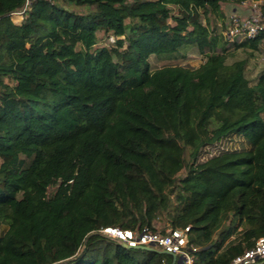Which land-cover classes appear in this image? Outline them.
<instances>
[{
    "label": "trees",
    "instance_id": "1",
    "mask_svg": "<svg viewBox=\"0 0 264 264\" xmlns=\"http://www.w3.org/2000/svg\"><path fill=\"white\" fill-rule=\"evenodd\" d=\"M247 1L32 0L16 23L26 0H0V264L173 263L107 227H189L194 264L264 237V75L251 85L202 22ZM261 47L264 29L236 46ZM191 48L199 69L152 71ZM232 137L242 149L199 162Z\"/></svg>",
    "mask_w": 264,
    "mask_h": 264
},
{
    "label": "built area",
    "instance_id": "2",
    "mask_svg": "<svg viewBox=\"0 0 264 264\" xmlns=\"http://www.w3.org/2000/svg\"><path fill=\"white\" fill-rule=\"evenodd\" d=\"M31 3L32 0H26L23 9L10 15L14 22L18 23L14 17L22 19L24 13L30 10ZM262 5V1L250 0L244 2L241 4L242 11L231 12L226 19H222V23L219 25L221 26V35L229 50L249 39L257 37L264 29ZM110 41L114 43L115 38L111 37ZM205 151L206 149L203 153ZM100 232L107 238L132 248L147 246L169 254H175L178 264H194V255L197 248L189 242V227L174 230L168 229L165 233L154 231L149 227H144L139 231L107 227ZM261 261H264V237L259 238L253 248L235 257L230 264H258Z\"/></svg>",
    "mask_w": 264,
    "mask_h": 264
},
{
    "label": "rangeland",
    "instance_id": "3",
    "mask_svg": "<svg viewBox=\"0 0 264 264\" xmlns=\"http://www.w3.org/2000/svg\"><path fill=\"white\" fill-rule=\"evenodd\" d=\"M240 6L241 4L232 3V6ZM245 7V6H244ZM224 19L227 18V15L231 14V11H224ZM226 13V14H225ZM15 21L18 23L21 22L20 18L14 17ZM202 22L204 25H207L211 31H214L217 34L221 33V26L222 23L221 16L214 12L209 15V18H205L202 15ZM109 43H112L109 40ZM108 44V40L105 35L100 36L99 46H105ZM230 54V57L227 59L228 64H232L235 61L246 59L247 60V67H246V77L250 81L251 85L255 84L257 80L264 75V48H260L257 51L237 49L236 46L230 48L227 52ZM206 56L200 54L197 48H191L187 51L186 59H177V60H166L160 59L156 56H151L149 58V62L151 65L152 71L167 67V66H182L189 69H199L205 62ZM264 118V114L262 115ZM244 141L239 137H232L226 140H222L218 144L214 145L213 147L210 146L206 148L205 153L199 157V162L206 161L207 159L211 158V155L219 154L223 151L227 150H234V149H242ZM241 230V229H240ZM158 250V249H157ZM178 264V261L177 263Z\"/></svg>",
    "mask_w": 264,
    "mask_h": 264
},
{
    "label": "water",
    "instance_id": "4",
    "mask_svg": "<svg viewBox=\"0 0 264 264\" xmlns=\"http://www.w3.org/2000/svg\"><path fill=\"white\" fill-rule=\"evenodd\" d=\"M121 245L125 249H128V250H130V249H140V250H145V251H149V252H158V253H161V254L170 255L173 258V263L172 264H176V262H177V256L175 254H169V253H167L165 251L157 250V249H155L153 247L139 246V247H136V248H132V247L126 245V244H121Z\"/></svg>",
    "mask_w": 264,
    "mask_h": 264
},
{
    "label": "crops",
    "instance_id": "5",
    "mask_svg": "<svg viewBox=\"0 0 264 264\" xmlns=\"http://www.w3.org/2000/svg\"><path fill=\"white\" fill-rule=\"evenodd\" d=\"M225 10L226 11H231V12H240V11H242L240 6H238V5L237 6H232V4L223 5L221 7V11L224 12Z\"/></svg>",
    "mask_w": 264,
    "mask_h": 264
}]
</instances>
